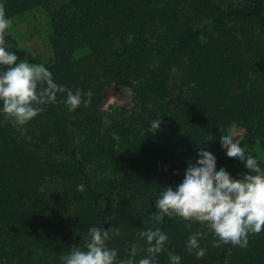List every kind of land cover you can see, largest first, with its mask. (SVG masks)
I'll return each mask as SVG.
<instances>
[{"label": "trees", "instance_id": "16d2710c", "mask_svg": "<svg viewBox=\"0 0 264 264\" xmlns=\"http://www.w3.org/2000/svg\"><path fill=\"white\" fill-rule=\"evenodd\" d=\"M230 1L0 0L11 20L33 12L44 21L54 81L92 92L75 111L59 94L25 126L0 115V264H62L92 226L120 229L108 242L117 264L144 258L139 233L157 227L169 237L157 264H169V253L180 264H264V231L246 248L214 247L209 233L197 259L186 241L206 228L151 219L164 187L176 190L208 141L217 170L247 173L221 147L232 125L264 168V0ZM13 28L9 50L34 63L10 39ZM108 83L129 88L133 107L106 121Z\"/></svg>", "mask_w": 264, "mask_h": 264}, {"label": "clouds", "instance_id": "9594fccd", "mask_svg": "<svg viewBox=\"0 0 264 264\" xmlns=\"http://www.w3.org/2000/svg\"><path fill=\"white\" fill-rule=\"evenodd\" d=\"M11 27L12 20L0 4V115L4 120L25 126L41 114L46 105L57 103L59 94H66L63 103L69 111H75L81 105L87 107L91 103V91L84 93L77 89L73 92L67 86L58 85L52 72L43 64L21 60L9 50L6 37ZM160 124L161 119L152 121L148 132H156ZM220 131L223 133L222 129ZM220 143L227 157L243 162L247 173L235 179L223 167L217 170L216 157L201 146L197 152L199 158L194 163L188 162L176 190L164 187L155 200L156 211L151 215L154 222H162L165 217H178L188 229L193 224L206 228V232H191L186 241V250L194 253L197 259L206 254L199 241L209 233L215 237L214 247L231 244L246 248L250 235L264 231V168L248 149L241 146L234 130L222 134ZM118 235V227L107 230L89 227L82 246L74 245L60 260L62 264H117L118 251L109 248L108 242ZM139 236L147 244V255L137 262L133 253L118 264H157L158 254L166 250L168 235L157 227L141 231ZM168 260L169 264H180L181 257L169 253Z\"/></svg>", "mask_w": 264, "mask_h": 264}, {"label": "rangeland", "instance_id": "374dc122", "mask_svg": "<svg viewBox=\"0 0 264 264\" xmlns=\"http://www.w3.org/2000/svg\"><path fill=\"white\" fill-rule=\"evenodd\" d=\"M230 3H237L231 0ZM14 24L11 30L10 39L21 49L25 50L35 64H43L44 66L52 62V52L47 39V27L44 21L33 16V12H27L20 17L12 19ZM34 31V35L29 37L30 31ZM133 107L132 91L127 87L108 83L102 92L101 109L105 114L106 121L108 116L120 111L121 109L129 110ZM230 130H234L237 137L241 140L243 137V129L232 125ZM139 247V244H138Z\"/></svg>", "mask_w": 264, "mask_h": 264}]
</instances>
